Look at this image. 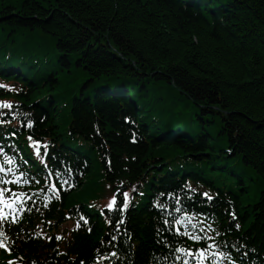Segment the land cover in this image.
<instances>
[{
  "label": "trees",
  "instance_id": "16d2710c",
  "mask_svg": "<svg viewBox=\"0 0 264 264\" xmlns=\"http://www.w3.org/2000/svg\"><path fill=\"white\" fill-rule=\"evenodd\" d=\"M0 28L14 38L10 61L29 59L20 98L32 107V136L54 139L84 173L45 220L84 206L102 183L143 186L125 216L117 208L106 224L92 214L61 251L38 253L45 242L29 237V218L14 248L27 264H89L106 248L126 264L173 263L181 237L150 198L179 190L186 174L214 196L219 241L244 239L264 257V0H0ZM176 156L188 158L185 169L166 162Z\"/></svg>",
  "mask_w": 264,
  "mask_h": 264
},
{
  "label": "snow or ice",
  "instance_id": "6c2138e0",
  "mask_svg": "<svg viewBox=\"0 0 264 264\" xmlns=\"http://www.w3.org/2000/svg\"><path fill=\"white\" fill-rule=\"evenodd\" d=\"M0 87H7L5 85H0ZM0 106H8L11 107V102H0ZM31 126V125H29ZM37 143H40L39 141ZM9 164L12 162L11 159H8L7 161ZM0 171H11L10 168L5 169L3 164H0ZM19 183V178H17L15 181L13 180H0V185H8V187L0 186V216L4 215V210L7 209L9 215H11L14 211L18 210V206L23 203V198L25 197L24 192H18L12 187L15 184ZM67 183V182H65ZM54 188L58 189V185H53ZM5 193H10V195L6 196ZM205 196H207V193H204ZM124 196H127V193L124 194ZM211 199V197H208ZM179 202V201H177ZM124 207H127V204L122 202ZM116 204V198L113 197L112 201L107 205L108 208H113L114 205ZM176 211H181V209H176ZM185 217H188L190 220L189 213L185 212L183 213ZM194 215V213H193ZM165 224L169 223V221L165 220ZM173 223L176 225L175 231L178 235H184V236H189L191 235L186 229L181 232V227L187 223V221L183 219H176L173 221ZM191 238L199 242L201 240H207L210 239L209 237H202L199 235L191 236ZM176 251L184 253H187V256L190 258L184 260V264H190V261L192 264H207L208 262V249L207 247L205 248H198V249H193V248H184L181 247L179 249H176ZM218 255V253H217ZM176 260H180L181 256H176Z\"/></svg>",
  "mask_w": 264,
  "mask_h": 264
},
{
  "label": "bare ground",
  "instance_id": "6f19581e",
  "mask_svg": "<svg viewBox=\"0 0 264 264\" xmlns=\"http://www.w3.org/2000/svg\"><path fill=\"white\" fill-rule=\"evenodd\" d=\"M191 1V0H190ZM220 14H222V13H218V12H213V16H215V17H221V15ZM170 111V110H169ZM227 114L228 113H230L229 111L228 112H226ZM210 119H212V117H210ZM228 119V115H226L225 116V121H226V123H227V120ZM157 120V119H156ZM182 124V123H181ZM228 124V123H227ZM218 130H222L221 128L220 129H218ZM228 131L230 132V130H229V128H227L226 127V125H225V132H227L228 133ZM163 133H165L164 131H159V133H157V135L158 136H160L161 134H163ZM233 137H235V135H234V133H233ZM232 137V138H233ZM164 140H168V137H164L163 138ZM234 139V138H233ZM224 151L227 153V156H231L230 154H232V152L234 151L233 150V148L231 147V145H230V143H228L227 144V147H225L224 148ZM235 162H237L236 160H234ZM175 165H176V161H174L173 162ZM195 163H193V166H189V168L191 169V171H192V173L195 175V176H200L197 172H195L194 170H193V167H195V165H194ZM200 164V163H199ZM208 164V163H207ZM239 164V163H238ZM168 165H169V163H168ZM201 165V164H200ZM202 167L204 166V165H201ZM212 166V165H211ZM210 166V167H211ZM237 166V165H236ZM237 168H241L240 167V165H238L237 166ZM211 169H213V168H211ZM214 171H215V169H213ZM188 171L187 170H185V173H187ZM213 171H210L209 173H207V174H205L206 175V178H205V180L208 182V183H210L211 182V177L213 176ZM182 175H184V171L182 172ZM187 175V174H186ZM201 178L203 177L202 175L200 176ZM243 178V177H242ZM196 180V179H195ZM184 182H186V181H184ZM184 184H186V185H189L188 183H184ZM194 184H195V186L196 187H198V188H203V187H205V188H208L207 187V184L206 183H204V182H194ZM238 186H239V188H240V190H242L243 189V187L244 186H242V183H239L238 184ZM226 187H227V189H229V185H227L226 184ZM170 191H169V193H168V195L169 196H171V198H174V199H176L175 197L176 196H179V194H178V190H175V189H171V188H168ZM190 190H193V188L192 187H190L189 188ZM230 189H231V187H230ZM209 191L210 192H215L214 191V189L211 187L210 189H209ZM251 196H252V193L250 194ZM198 202H212V201H210V200H208L207 198H201V199H199L198 200ZM190 207H192V206H190ZM191 209H193V210H189V208L188 207H186L185 209H184V211H183V213H185V212H187V213H189V216H191V214H196V215H202V216H205L206 215V212L205 211H202V210H200V209H194V208H191ZM188 218V217H187ZM238 220V222L236 223V227H237V229H238V231H242V233L244 232V230H243V226H242V224L239 222L240 220L239 219H237ZM244 222H247V221H244ZM184 226V225H183ZM182 226V227H183ZM181 227V228H182ZM172 230H173V232H175V226H172ZM217 237L218 238H221V235H220V233H218L217 234ZM229 239L231 238L230 236L228 237ZM218 242V241H217ZM227 244L230 246V248H232L235 252H237L239 255H241L242 257H244V258H242L243 260V262H245L246 264H264V263H262L261 261H264V257L261 255V254H259L258 255V251H257V249H256V247L255 246H253L252 244H249V243H247L244 239H237V238H234V239H230V240H228L227 241ZM218 245H219V248H222V249H224L225 248V244H223V243H219L218 242ZM260 258V259H259Z\"/></svg>",
  "mask_w": 264,
  "mask_h": 264
}]
</instances>
